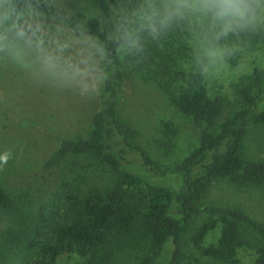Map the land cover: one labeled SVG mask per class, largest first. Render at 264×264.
Instances as JSON below:
<instances>
[{"label": "trees", "instance_id": "16d2710c", "mask_svg": "<svg viewBox=\"0 0 264 264\" xmlns=\"http://www.w3.org/2000/svg\"><path fill=\"white\" fill-rule=\"evenodd\" d=\"M115 2L97 0V6L107 17L109 5ZM74 17L84 18L81 13ZM87 27L90 34L105 39L98 21L88 20ZM170 39L191 37L186 27H178L159 42H149L139 63L121 55L107 69L109 79L98 96L99 107L88 135L61 139L44 164L46 170H52L69 159L92 163L68 170L76 175L72 181L68 177L61 182L53 204H44L30 214L0 186V214L6 217L0 264H58L64 254H76L82 258L79 264H109L129 245L144 241L149 252L137 264H202L195 253L210 261L205 264H238V249L243 247L256 251L253 264H264V222L255 221L243 210L209 205L205 210L210 219L191 227L201 211L200 202L216 183L264 187V160L245 151L250 131L264 127L263 74L253 70L258 92L241 88L242 106L224 117V100L208 95L204 78L192 73L187 85L178 88L184 72L174 68L177 57L167 49L160 50ZM258 43L264 44V36L253 37L250 45ZM124 63L148 66L146 74L198 132L197 146L174 170L154 164L148 152L136 144L138 132L120 115ZM173 172L182 177L177 190L156 181V176L168 177ZM97 178L107 179L105 185H91ZM218 225L217 243L205 245V238ZM187 234L195 253L185 249Z\"/></svg>", "mask_w": 264, "mask_h": 264}, {"label": "rangeland", "instance_id": "374dc122", "mask_svg": "<svg viewBox=\"0 0 264 264\" xmlns=\"http://www.w3.org/2000/svg\"><path fill=\"white\" fill-rule=\"evenodd\" d=\"M65 3L73 15L98 8L97 0H65ZM166 43H163L160 50H168V54L177 57L174 68L183 71L185 76H182L184 79L177 85L178 88L184 87L190 75L195 72L191 39H170ZM155 56V60H159V56ZM147 68L142 64L122 65L125 81L119 112L138 132L136 144L148 152L158 168L171 171L197 146L198 132L192 120L179 113L151 76L146 74ZM255 68L264 77L263 43L248 46L233 61L230 59L213 68L210 76L204 78L208 95L224 100V117L242 106L239 94L241 88L251 87L253 93L258 92L253 80ZM98 107V97L88 99L70 90L40 86L14 66L0 67V153H12L7 165L0 169V186L16 201L19 208L34 214L44 204H53L54 193L61 182L68 177L72 181L73 174L76 175L74 170V173L68 170L92 164L89 160L69 159L52 170L44 168L61 139L88 135ZM245 151L256 160H264V127H256L250 131ZM76 164L79 166L75 167ZM155 178L159 184L174 190L182 183V177L177 172L168 177ZM106 181L107 179L97 178L91 185H105ZM200 205L201 211L192 219L191 227H197L210 219L205 210L209 205L239 208L255 221L264 222V187H238L227 181H220L211 188ZM5 229L6 217L0 214V240ZM219 232L220 225L209 232L204 244H216ZM146 242L138 244L140 246L129 245L126 250L115 255L109 264H137L149 252V244ZM184 243L187 252L195 253L190 234L184 237ZM170 247L169 242L167 252ZM195 256L198 263L210 262L196 253ZM257 257L254 249H238V264H253ZM80 262L82 258L76 254H64L57 263Z\"/></svg>", "mask_w": 264, "mask_h": 264}, {"label": "clouds", "instance_id": "9594fccd", "mask_svg": "<svg viewBox=\"0 0 264 264\" xmlns=\"http://www.w3.org/2000/svg\"><path fill=\"white\" fill-rule=\"evenodd\" d=\"M83 17H74L65 0H0V67L95 99L115 58L139 63L149 42L178 27L189 31L194 74L202 78L264 36V0H117L107 17L98 8ZM92 19L102 25L104 40L90 34ZM11 158L0 153V169Z\"/></svg>", "mask_w": 264, "mask_h": 264}]
</instances>
